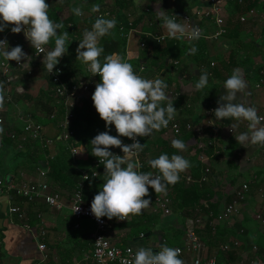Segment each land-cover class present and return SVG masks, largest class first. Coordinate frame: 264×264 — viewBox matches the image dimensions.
<instances>
[{
	"label": "crops",
	"instance_id": "crops-1",
	"mask_svg": "<svg viewBox=\"0 0 264 264\" xmlns=\"http://www.w3.org/2000/svg\"><path fill=\"white\" fill-rule=\"evenodd\" d=\"M241 2L222 0L226 19L224 35L212 39L201 37L195 41L178 39L179 46L176 51L179 57L176 60L167 50L169 38L163 43H157L149 35L166 32L154 12L163 8L162 12L175 16L180 23H182V15L189 14L197 20L204 34H212L216 28L215 23L199 15L209 4L208 0H162L160 5H157L155 0H151L141 8L134 3V0H104L102 5L100 4L101 12L112 11L114 19L119 14L120 24H123L124 19L128 20V27L120 28L129 32L126 38L125 58L122 59L130 63L142 77L160 78L168 83L167 91L174 107L177 108L175 117L182 127L179 135L161 128L151 136L140 137V142L144 145L143 150L133 160V163L139 165L137 171L156 173L157 170L152 169L148 163L150 159L162 153H167L169 156L177 153L191 163V167L181 173L186 179L191 178V181L187 180V184L199 180L203 182L205 189L209 190V194L201 197L199 204L201 207H197L193 215L175 212L171 206V199L172 213L169 215H165L161 210H155L154 203H150L142 214H158L159 223L152 236L143 233L144 237H140L137 231L123 225L136 216L130 215L125 220L116 218L109 220L106 217L109 220L107 235L114 243L122 246L131 245L136 250L140 246L152 247L153 250L162 245L173 248L184 246L187 241V231L191 228L192 221L200 218V211H204L202 210L204 206L216 205V210L220 212L234 199L236 190L243 184H248L249 190L236 214L217 221L216 228L212 232H208L201 224L196 225L195 230L204 246V256L215 257L221 263L227 260L230 264H264V225L256 218L257 211L264 205V146L249 145L246 148L240 145L234 134L245 131L247 122L240 123L233 133L230 124L235 121L226 119L217 121L213 113L218 107L219 96L225 91L223 82L235 68L241 69L248 84L246 94L238 98L247 105H254L258 109V114L264 112V38L262 36L264 0H244V6ZM84 5V8L92 6L87 0L84 1ZM81 9L83 17L79 18L75 15L78 19L75 29L69 23L70 29L65 27L58 30V35L64 31L68 32L66 42L68 53L62 56L60 62L64 66L69 62L73 64L70 82L66 79L69 84L83 72L86 66L77 59L76 48L79 40L83 38V32L91 30L92 23L84 22L90 14L85 9ZM64 10H72V8L67 6ZM241 15L245 17L244 22L238 19ZM61 16L63 19L67 17L63 13ZM10 28L9 26L4 32H0V39ZM13 37H17L18 42H11L9 50L17 45L22 46L24 50L26 45L22 36L19 33H12ZM143 42L144 47L141 46ZM49 45L55 46L54 38ZM193 46L197 49L195 54L190 52ZM170 50L175 52L174 49ZM148 64L152 66L150 71L154 70L149 73L150 77L146 76L148 73L144 71ZM33 69V74H28L24 69L15 71L12 102L5 104L3 95L4 101L0 106V116L5 117V125L1 127L3 132L0 133V182L4 186L0 190V264H94L91 237L94 225L88 219H81L80 226L74 227L77 220L71 210V198L75 192L82 190V183L72 193L59 191L66 205L62 210L51 207L44 200L30 202L17 195L14 190L7 189L9 184L23 181L48 182L47 177L40 175L39 167L48 164L50 168V160L59 154L60 141L47 151H43L31 140L22 142L7 137V129L19 133L22 131L23 121L20 116L22 112L32 114L36 121L42 123L46 136L55 138L60 132L59 124L64 112L61 107L55 105L57 103L54 85L46 73L44 64L38 58L34 59ZM200 70L208 73L209 84L203 90H196L195 83L199 80ZM93 92L85 97L92 96ZM51 114H56V120L50 118ZM188 124L192 126L190 129L186 127ZM72 130L74 131L73 128ZM110 134L117 135L114 125ZM92 138L94 137L79 142L75 133L71 143L78 147L76 154L79 151L86 152L88 142L90 143ZM173 139H182L187 145L186 149L181 152L173 148L171 145ZM116 149L115 146L111 147L112 152ZM207 167L209 174L205 172ZM85 175L88 176V172L82 173L83 179H86ZM11 206H19L27 211L31 230L23 226L17 214L10 212ZM38 214H41L43 219H40ZM41 224L46 230L42 239L47 246L45 252L39 250L36 238ZM63 259L67 261L71 259L72 262L65 263Z\"/></svg>",
	"mask_w": 264,
	"mask_h": 264
},
{
	"label": "clouds",
	"instance_id": "clouds-1",
	"mask_svg": "<svg viewBox=\"0 0 264 264\" xmlns=\"http://www.w3.org/2000/svg\"><path fill=\"white\" fill-rule=\"evenodd\" d=\"M151 0H134L138 7H142ZM157 5L162 0H155ZM49 4L46 0H0V32H4L10 25L12 33L23 31L25 38L30 42L36 53H43L42 63L49 73L60 63L63 55L68 53L66 42L68 32L58 35L63 29V23L54 22L48 14ZM159 8L156 18L162 22L170 39L186 37L190 40H199L202 37L200 28L192 25L190 28L176 20L175 16L166 15ZM100 6L93 5L91 11L99 12ZM76 16L83 15L81 8L72 9ZM219 22V21H218ZM116 26L114 18L108 19L98 16L92 23L91 30L83 32L76 48L77 59L86 64L93 76L99 74L100 81L96 84L92 94V101L99 117L105 121L107 131L95 135L90 140L91 154L99 159L104 166V183L91 201L90 211L99 221L102 217L109 220L128 219L130 215L139 216L151 203L149 187L155 193H166L169 185L176 184L180 174L191 167L188 159L173 153L171 156L162 153L148 161L156 173L137 171L139 165L133 163L143 144L138 137L151 136L161 128H167L175 119L177 108L174 107L167 89L169 85L160 78H144L133 70L130 63L113 54L99 59L105 49L99 40L112 34ZM54 38V48L45 54V46ZM7 39L0 40L3 45ZM8 42V41H7ZM9 45V44H8ZM195 46L190 49L196 52ZM0 58L4 61H16L17 65L31 67L32 56L23 50L20 45L7 48L0 47ZM209 84V75L200 70L199 80L195 83L196 90H203ZM3 85H0V89ZM247 81L240 68L232 70L223 82L225 90L217 100L218 107L213 110L215 119L235 121L230 124L233 133L240 123L247 122L246 130L234 134L236 141L248 148L249 145L264 146V116L258 114L254 105H247L238 97L246 94ZM4 96L0 94V106ZM213 124V123H209ZM114 125L117 135L110 134ZM3 129L0 128V133ZM120 137L130 138L133 143L124 144ZM173 148L183 151L187 145L182 139L171 141ZM122 150L123 155H116L111 147ZM88 179V178H87ZM148 196V198H144ZM77 211V209H76ZM75 211V212H76ZM179 248L164 245L154 252L152 247L140 246L137 248L132 264H184L180 258Z\"/></svg>",
	"mask_w": 264,
	"mask_h": 264
},
{
	"label": "built area",
	"instance_id": "built-area-1",
	"mask_svg": "<svg viewBox=\"0 0 264 264\" xmlns=\"http://www.w3.org/2000/svg\"><path fill=\"white\" fill-rule=\"evenodd\" d=\"M242 1V0H240ZM209 4L204 8L200 13V17L212 20L216 28L212 34H204L202 28L197 23V20L193 18V16L189 14L182 15V23L188 26L189 28L194 25L198 26L202 32V37L212 39L222 36L226 33V19L223 14V3L222 0H208ZM97 16L104 17H114V13L110 10H104L97 13ZM82 18L83 15L78 16ZM176 18V17H175ZM238 19L241 22L245 21V17L243 15L239 16ZM219 21V22H218ZM12 25H10L11 27ZM124 32V37L128 38L129 32H125L124 28H122ZM23 41L26 45L24 51L32 56L31 67L25 68L23 65H17L15 61H4L0 58V73L1 77L6 81L5 89H3L0 94L5 96V104L12 102V86L16 80V67L18 69L27 70L28 74H33V63L34 59L38 58L40 61L43 60V53H36L35 49L31 47L30 42L25 38L23 31L19 33ZM157 43L165 42L168 37L166 32L149 34ZM183 39L190 40L186 37H182ZM7 39L3 45L0 47L7 48L11 42L17 43V37L12 38V32L9 30L5 34H3L0 40ZM141 46L144 47L145 43H141ZM54 46L46 45L45 46V54L48 51H51ZM45 67V65H44ZM56 68L59 71L54 69L53 73H49L45 67L47 75L51 78L54 84V90L56 95V103L59 107L64 109L63 119L61 120L59 127L60 132L57 137L52 138L48 137L45 134V130L43 124L39 121H36L32 114L22 112L20 114L21 120L23 121L22 131L19 133L15 130L9 133V137L13 140H21L22 142H26L28 140L39 142L40 148L46 150L50 148L53 144L58 141H64L66 143H70V150L75 155L78 151V147L71 143V138L74 137L75 133L71 128V122L75 118V109L79 105L80 100L91 94L96 87V84L99 82V74L95 76L92 75L88 66L86 65L83 72H81L76 79L70 84L65 79V66L60 62ZM56 114L50 115L51 119H55ZM259 115L264 116V112L259 113ZM5 125V118L0 116V128ZM186 127L189 129L192 127L188 124ZM166 131H171L175 135H179L182 131V127L178 119L175 117L173 121L169 123L167 128H163ZM140 140V137H138ZM121 140L124 144H131L133 141L127 137H121ZM116 155H123V152L120 148L117 147L115 151H113ZM138 157V156H137ZM97 164L99 163V159L97 160ZM48 164H44L39 167V173L42 177H45L49 172ZM205 172L209 174L208 167ZM93 174L96 175L97 171L93 170ZM155 174V173H153ZM88 176L85 175L84 178ZM188 181H191L190 177H187ZM3 185L0 182V190L3 189ZM8 190H14L17 195L24 197L30 202H35L36 200H44L51 207L56 208L57 210H62L65 208V201L63 195L52 188V186L44 181H23L18 184H9L7 186ZM249 190L248 184H243L241 188L236 190V195L234 199L228 203L220 212L214 214L210 212L209 218L211 225H215L217 221L225 220L230 216L236 214L239 210V205L242 200L245 199V195ZM72 200V213L75 216L77 222L74 227L78 228L80 226L81 219L90 220L94 229L91 234L93 240V262L94 264H131L133 262V258L136 252V249L131 245H118L114 243L107 235L109 220L106 217L100 218L98 221L94 215L90 211L91 202H87L84 199L82 190H78L75 192L71 198ZM154 209L161 210L165 215H169L172 213L170 207V198L164 194L156 195L154 197ZM77 209V211H76ZM10 212L15 213L22 220L23 226L28 230H31V225L28 222V213L25 209L19 206H11ZM76 211V212H75ZM40 219L42 218L41 214H38ZM257 220L264 225V205L257 211L256 213ZM202 223L201 218H197L192 221L191 228L187 231V241L184 246H179L181 250L180 258L184 261V264H230L227 260L221 263L215 257H207L203 255L204 246L200 240L199 235L197 234L195 228L196 225ZM39 233L36 235L38 248L41 252H45L47 246L45 242L42 240L46 234L45 226L41 224L39 227ZM140 237H144V234L141 233ZM164 245L157 247V251L159 248H162ZM227 246H225V249Z\"/></svg>",
	"mask_w": 264,
	"mask_h": 264
},
{
	"label": "trees",
	"instance_id": "trees-1",
	"mask_svg": "<svg viewBox=\"0 0 264 264\" xmlns=\"http://www.w3.org/2000/svg\"><path fill=\"white\" fill-rule=\"evenodd\" d=\"M48 0H46L47 2ZM84 1L86 0H76L75 2V8L81 7L85 9L90 15L85 19L84 22L93 23L95 19L98 17L97 13H93L91 11V8L93 5H102L104 0H96L95 3H91L92 0L89 1L92 6L90 8H84ZM66 5L63 7H56L48 9V14L50 19H52L55 22H63L64 29H70L69 23L74 27V29L77 27L78 19L75 17V15H69L68 17L64 18L63 20L61 13L62 10L67 7L71 1H65ZM244 0H242L241 5L244 6L245 3H243ZM71 7V6H68ZM72 8V7H71ZM101 10H99L100 12ZM116 20V26L112 30L111 35H107L102 37L99 40L100 45H102L105 49L102 56L99 58L101 62H104V57L108 55H117L121 58H125V47H126V37H124V32L121 31V27H126L128 25V20L124 19L123 24H120L119 22V14ZM124 16V15H123ZM108 19H112L110 17H105ZM126 18V16H125ZM65 22V23H64ZM128 27V26H127ZM126 32V31H125ZM262 36L264 38V28L262 30ZM178 39H168L167 40V50L169 51L170 56L176 60L179 57L178 51H176V48L179 46ZM52 44V43H51ZM170 45H173V47H170ZM170 49H174V51L171 52ZM16 62V61H15ZM73 64L67 63L65 66L64 74L65 79L70 82V78L72 77L73 72ZM144 65V64H142ZM141 66V65H140ZM138 66V68H140ZM152 66L148 64L144 71H146L148 74L146 76L150 77L151 71H154L153 69L150 71ZM18 68L16 67V70ZM217 68L215 67V70ZM135 72H137L135 69H133ZM153 75V73H152ZM52 81V80H51ZM100 81V76H99ZM53 84V82H52ZM0 85H3V88L6 85V81L1 78L0 79ZM54 85V84H53ZM2 88V89H3ZM0 89V92L2 91ZM92 96L83 97L79 105L75 109V118L72 120V128L74 129L76 133V137L78 138L79 142L81 141H88L90 137H95L100 132L107 131L105 127V121L102 120L99 117V114L96 112L95 107L93 105V101L91 99ZM56 102V100H55ZM87 103V104H86ZM56 107L58 106L55 104ZM59 107V106H58ZM62 112H64V109L61 107ZM52 115V114H51ZM3 116V115H1ZM56 116V115H55ZM4 117V116H3ZM5 118V117H4ZM56 120V118H55ZM4 127V126H3ZM2 127V128H3ZM112 129V128H111ZM8 130V138L10 140H13L9 137V133L11 132L10 129ZM111 132V131H110ZM32 141V140H31ZM38 146H40L39 142L32 141ZM71 142V141H70ZM32 145L29 147L31 148ZM92 145L88 142V148L86 152L79 151L78 154L75 156L71 153L70 150V143H66L64 141L59 142V154L55 155L49 162L50 169L48 174L45 176L47 177V181L51 184L55 190L64 192H74L79 188V184L82 183V191L85 201L91 202L94 198L95 194L98 193V190L100 187L103 186L105 173H104V166L102 164H97L98 158L91 154ZM43 150V149H42ZM45 151V150H43ZM47 151V149H46ZM92 169H96L98 172L96 175L93 174ZM86 171L88 172V179L82 178V173ZM143 172H146L145 170H142ZM209 194V190L205 189V186L203 182H200L199 180L196 182H193L191 184H187V179L185 176L180 174L179 181L174 185H169L167 187L166 193H158V194H164L167 195L171 199V206L175 212H183L186 215H193L195 212V209L197 207H201L200 199L201 197L205 196L206 194ZM157 195L155 191L149 187V196L151 197V204H153L154 197ZM148 198V196L144 197ZM231 202V201H230ZM192 210V211H189ZM204 211H200V218L202 220L201 225L207 229V231L212 232L216 228V225H211L209 214L210 212H213L214 214H217L218 211L216 210V205L209 204L208 206H204L202 208ZM199 216V215H198ZM159 223L158 214L152 215V214H141L139 216L131 218V220L127 221V223H123V225L129 226L131 229L137 231V234L140 236L141 233H149V236H152L154 234L155 227ZM65 263H71V259L69 261L63 259ZM132 264V263H131Z\"/></svg>",
	"mask_w": 264,
	"mask_h": 264
},
{
	"label": "rangeland",
	"instance_id": "rangeland-1",
	"mask_svg": "<svg viewBox=\"0 0 264 264\" xmlns=\"http://www.w3.org/2000/svg\"><path fill=\"white\" fill-rule=\"evenodd\" d=\"M65 1L66 0H48L47 3L49 4V7L50 8H53L54 6H56V7H58V6L63 7V6L66 5V2ZM67 1L68 2L71 1L69 4H67L68 6H71L72 9L75 8V2H76V0H67ZM95 1L96 0H92L91 3H95ZM62 13H63V15H65L67 17H68V15H73L72 10H64L63 9L62 10ZM63 20H65V19H63Z\"/></svg>",
	"mask_w": 264,
	"mask_h": 264
},
{
	"label": "water",
	"instance_id": "water-1",
	"mask_svg": "<svg viewBox=\"0 0 264 264\" xmlns=\"http://www.w3.org/2000/svg\"><path fill=\"white\" fill-rule=\"evenodd\" d=\"M146 236H149V233H146ZM153 251L155 252V251H157V249H154Z\"/></svg>",
	"mask_w": 264,
	"mask_h": 264
}]
</instances>
